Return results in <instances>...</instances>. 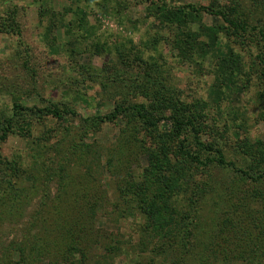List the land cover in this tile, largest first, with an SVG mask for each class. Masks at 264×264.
Instances as JSON below:
<instances>
[{
    "label": "rangeland",
    "instance_id": "1",
    "mask_svg": "<svg viewBox=\"0 0 264 264\" xmlns=\"http://www.w3.org/2000/svg\"><path fill=\"white\" fill-rule=\"evenodd\" d=\"M165 1L172 8L194 4L213 5L214 10L230 4L245 10L249 22L258 21L264 9L251 5L264 0ZM159 4L160 0H0V135L3 119H12L11 132L0 139L1 264L9 259L6 254L13 261L18 260L15 252L18 244L19 248H30L21 245L28 233L36 234L40 243L46 241L44 247L51 246L45 232L38 233L43 228L41 216L50 211V198L69 194L72 189L61 187L56 177L50 180L45 170L67 148L71 141L69 132L76 143L93 142L95 150L103 153L114 145L121 121L103 124L96 132L90 131L82 137L83 118L110 111L120 99L112 91L102 92L99 84L102 79L128 84L144 75H158L174 90L177 99L194 106L202 115L201 139L213 142L229 159H237L240 164H248L252 158L244 154L234 156L231 137L239 136L251 142L258 139L264 144V104L258 98L261 89L258 54L264 56V39L259 37L258 28L254 26L251 34L259 35L260 44L249 47L230 36V27L221 17L204 10L190 12L187 28L198 44L194 50L182 54L175 47L173 32L159 17ZM222 24L225 32L207 30ZM230 55L238 56L236 66H240V71H232L226 65ZM13 102L26 107L70 103L76 115H66L60 121L28 111L13 114ZM163 128L167 129L168 125L163 124ZM65 130L67 135H63ZM143 141L146 148L153 144L149 137ZM201 157L206 160L212 154L202 153ZM174 166L172 178L178 180L171 191L174 208L193 214L192 221L184 219L183 225L187 222L189 233L196 234V241L189 247V251L192 247L194 251L190 261L201 264L205 257L211 259L208 244L225 222L231 223L228 220L232 216L248 219L245 206L254 203L249 193L259 187L213 162L203 167L181 161L174 162ZM94 177V181L84 184L102 191L95 225L110 233V244L120 240L122 249L108 257L101 247L94 246L86 263L79 254L74 255L76 260L73 256L72 260H66L60 254L56 264H149L154 256L150 240L156 238L141 236L143 216L135 207L131 209L129 203L127 206L125 198L119 199L116 190L117 182L130 192L132 185L138 187L157 178L145 149L140 148L130 156L121 175L111 176L101 169ZM9 188L11 192L16 190V196L8 192ZM261 190L264 195V188ZM163 194L167 196L165 190ZM259 201L255 203L260 206L262 200ZM233 232L235 240L248 236L242 227ZM164 247L168 253L165 259L162 255L154 257L161 264H174L171 245L166 243ZM49 251L41 252L37 261L53 264ZM263 263L259 259L251 264ZM211 264L236 263L221 260Z\"/></svg>",
    "mask_w": 264,
    "mask_h": 264
},
{
    "label": "trees",
    "instance_id": "2",
    "mask_svg": "<svg viewBox=\"0 0 264 264\" xmlns=\"http://www.w3.org/2000/svg\"><path fill=\"white\" fill-rule=\"evenodd\" d=\"M257 2V3H256ZM251 2V5L264 8L261 1ZM214 6H196L194 4H186L184 6L169 7L165 0H160L158 7L159 17L163 18V22L169 26L175 36V47L186 54L195 49L193 35L189 34L186 18L188 13L201 10L213 13L214 16L221 17L224 23L230 27V36L240 39L242 43L251 47L260 44V38L264 39V9L263 16L258 21L246 20L247 12L238 9L230 4L220 6L214 10ZM13 12V11H12ZM246 12V13H245ZM245 15H244V14ZM242 14V15H241ZM244 19H241L243 18ZM252 23H256L253 25ZM258 25V26H257ZM254 26L258 28L260 36L255 34L252 36L251 31ZM225 25L219 28H208L211 32H218ZM205 33V32H204ZM184 35V38L183 36ZM258 36L260 38H258ZM264 42V40H263ZM258 61L261 64L259 71V80L261 89L258 92L259 102L264 104V56L258 54ZM237 55H230L226 65L232 71H240ZM112 80L102 79L100 88L103 93L112 91L120 99L116 100L110 111L106 113L89 114L83 118L82 137L90 131L96 132L103 124L122 122L117 139L111 147L107 148L105 153L97 151L91 142L76 143L74 136L69 132L71 141L67 148L63 150V154L55 163L50 161V165L45 170L50 180L55 179L61 187H70L72 192L69 194H57L50 198V211L42 214V226L39 234H43L50 239L49 244L45 246V242L40 243V238L36 234H30L21 241L23 247L30 246L28 249L15 248L18 260L12 259L11 255L6 256L10 259L4 260L3 264H43L37 261L39 254L44 251H50V258L53 264L58 261V256L63 254L66 260H76L79 258L86 263V258L94 246L101 247L106 256H112L122 249L120 240H113L114 244L108 242L110 233L98 229L94 219L96 218L97 203L102 199V191L97 188H87L85 185L94 181V174L98 170L104 169L111 176H119L126 167L130 156L138 151L145 149L147 161L157 178L145 181L143 184L132 185V190L126 191L125 187H120L117 182L116 190L119 199H126L124 202L135 207L139 214L144 218L143 236L156 238L150 240L153 248L151 254L163 256V260L168 255L164 245H171L170 253L174 264H192L190 257L194 255L193 247L189 251L191 243L195 240V233H189V229L184 219L192 221L193 214L176 210L174 208V200L171 191L178 181L172 178L174 162L183 161L190 165H198L205 167L209 162H213L215 166L221 169L233 171L237 176L245 178L258 185L256 192L251 191L249 198L252 202L246 207V217H234L222 226L210 239L208 251L210 260L206 257L201 264H211L212 261H232V263H257L259 259L264 260V195L261 188H264V144L261 140L230 138L233 143L230 147L233 155L244 154L250 156L251 162L248 164H240L237 159H229L224 150L210 141L201 139L200 121L202 115L196 108L190 107L175 97L174 90L167 86L159 79V76L144 75L141 79L126 83L114 84ZM264 110V109H263ZM13 114L19 111L38 113L40 115H48L56 120H62L64 116H75L76 110L70 103H53L44 107H26L19 102L12 104ZM4 126L1 127L2 134L0 139L5 138L8 132H11L12 119L6 117L3 119ZM163 124H167L165 129ZM162 126V127H161ZM62 133V132H61ZM63 135H67L66 130ZM148 136L152 139V146L146 148L144 138ZM143 139V140H142ZM92 152V153H91ZM212 154L211 158L201 157V154ZM97 157V158H96ZM96 158L94 161L93 159ZM104 159V162L102 161ZM94 162H96L94 164ZM156 167V168H155ZM167 167L168 170H165ZM147 176V175H146ZM146 180V178H145ZM85 183V184H84ZM122 183V182H121ZM86 187V188H82ZM205 186H209L206 184ZM166 191L167 196L163 194ZM12 190L9 188L8 192ZM92 191V192H90ZM106 191V190H103ZM154 191L152 195L150 192ZM16 196V190L11 192ZM245 199V198H244ZM242 199V201L244 200ZM259 201V202H260ZM178 216V218H176ZM50 219V220H49ZM244 228L247 238H239L235 240L233 230ZM250 229V232H249ZM231 232H229V231ZM234 233V232H233ZM146 234V235H145ZM38 235V234H37ZM158 237V238H157ZM236 237V236H235ZM156 241V242H155ZM196 241V240H195ZM28 243V244H27ZM82 245V246H80ZM49 248V249H48ZM10 249V248H9ZM8 249V250H9ZM187 252V253H186ZM12 253V252H10ZM76 253V254H74ZM154 256L150 257L149 264H161ZM105 259V256L102 257ZM64 260V261H66ZM1 264V263H0ZM264 264V263H263Z\"/></svg>",
    "mask_w": 264,
    "mask_h": 264
}]
</instances>
